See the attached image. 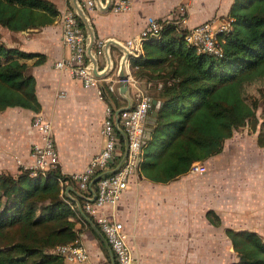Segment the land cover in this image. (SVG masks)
I'll use <instances>...</instances> for the list:
<instances>
[{
	"label": "trees",
	"instance_id": "obj_1",
	"mask_svg": "<svg viewBox=\"0 0 264 264\" xmlns=\"http://www.w3.org/2000/svg\"><path fill=\"white\" fill-rule=\"evenodd\" d=\"M58 1L0 0V27L14 35L50 26L62 14ZM167 17L155 20L163 28L143 42L142 56L131 61L138 66L135 79L163 83L160 89H147L156 103L146 122L139 165L145 177L162 183L219 153L224 141L245 127L264 147V116L259 121L258 102L246 97V87L264 79V0H233L230 29L217 34L221 56L187 46L177 25L164 24ZM3 39L0 35V112L13 106L38 111L30 70L46 57L9 47ZM101 90L112 110L127 106L117 91L104 86ZM31 172L20 168L15 175L0 173V264H69L67 249L80 246L78 223L87 222L79 207L83 199L76 203L67 197L65 186L72 183L71 177L58 166L44 176ZM206 216L220 225L214 212ZM225 234L239 257L233 264H264V240L259 234L231 229Z\"/></svg>",
	"mask_w": 264,
	"mask_h": 264
},
{
	"label": "crops",
	"instance_id": "obj_2",
	"mask_svg": "<svg viewBox=\"0 0 264 264\" xmlns=\"http://www.w3.org/2000/svg\"><path fill=\"white\" fill-rule=\"evenodd\" d=\"M122 1L127 9L121 12L112 8L103 12L95 7L87 10L98 40H132L151 20L175 15L179 7L185 8L186 28L209 20L219 25L228 20L233 2ZM67 5L69 7L68 0L57 2L61 12L68 9ZM61 35L58 19L42 29L10 34L3 39L9 47L41 53L46 59L30 70L35 80L34 93L39 110L13 106L0 112V173L15 175L20 168L31 169L33 145L42 140L41 133L32 124L36 114L51 123L58 153L57 166L63 175L82 172L104 146L101 127L106 102L99 97L96 88L83 87L67 68L56 66L59 61H67L70 57ZM140 49L143 53L142 44ZM119 57L120 53L112 49L115 69L103 78L100 86L117 78L115 73ZM99 64L100 68L104 66L101 55ZM147 73L150 74V71ZM119 86L114 83L116 91L127 104L129 101L136 103L140 92L147 91L145 77L128 82L124 94L119 92ZM246 132L252 134H248L251 139L249 147H245L244 137H240L242 130H238L224 141L219 153L194 162L202 165L205 172H192L190 168L187 173L162 183L150 180L138 169L117 203L97 208L96 217L122 223L132 264H231L239 257L225 234L226 229L252 231L264 240V176L243 170L245 168L236 158L237 151L264 147L257 145L256 133ZM65 193L77 203L80 194L75 184H66ZM208 211L220 218V225L215 226L207 219ZM87 216L93 221L86 217L87 222L78 223L79 241L85 249V257L83 260H69V264H115L95 217Z\"/></svg>",
	"mask_w": 264,
	"mask_h": 264
},
{
	"label": "built area",
	"instance_id": "obj_3",
	"mask_svg": "<svg viewBox=\"0 0 264 264\" xmlns=\"http://www.w3.org/2000/svg\"><path fill=\"white\" fill-rule=\"evenodd\" d=\"M84 9L94 7L93 0H85L82 3ZM127 9V5L122 0H114L112 10L121 12ZM62 28V43L69 49L70 57L67 61H59L58 68H67L74 79L80 81L85 88L94 87L99 97L104 101L101 87H106L110 92H116L114 83L120 84L133 82L132 73L138 66L129 67L127 80L114 79L100 86V82L94 78L87 70L88 61L85 54L86 33L80 27L78 18L71 9H66L60 16ZM174 23L177 25L180 34L184 38L187 46L193 47L197 53H207L209 55L221 56L222 48L217 40V34L230 29L229 20L220 22L214 27V21L209 20L195 27L186 28L185 8L179 7L175 15H169L164 24ZM163 28L162 24L151 20L143 29L140 35L134 38L147 40L157 36V31ZM125 43L134 47L133 40ZM140 44L139 43V49ZM102 41L98 40L95 46L96 55H101ZM141 51V49H140ZM142 52V51H141ZM132 72V73H131ZM147 89L155 86L160 89L163 86L161 81L146 82ZM152 98L146 92H140L136 103L131 106L130 101L123 110H112L106 104L104 109V119L101 127V134L105 139L103 148L94 155L82 172L71 175V181L76 185L80 197L83 199L81 210L95 217L105 241L113 255L115 264H132V255L126 240V234L122 223L115 219L106 217H96L97 208L104 205H114L118 202L122 193L126 190L130 178L139 169L143 156V145L147 138L146 122L152 107ZM128 107V108H126ZM122 109V108H121ZM33 126L42 135L39 144H34L32 148L33 163L31 174L33 176L55 169L58 165V153L55 145L52 127L49 120L40 114L33 118ZM123 137V142L120 138ZM205 168L199 163L191 166L192 172L203 173ZM95 181V182H94ZM94 182V183H93ZM68 259H80L85 257V249L80 245L76 248H68Z\"/></svg>",
	"mask_w": 264,
	"mask_h": 264
},
{
	"label": "water",
	"instance_id": "obj_4",
	"mask_svg": "<svg viewBox=\"0 0 264 264\" xmlns=\"http://www.w3.org/2000/svg\"><path fill=\"white\" fill-rule=\"evenodd\" d=\"M68 2L70 9L75 13L78 20L83 25V29L87 36L85 54L88 61V72L98 80H101L107 77L110 73H112L115 69L114 61L112 58V49H116L120 53L115 73L116 77L120 80H127L129 76L128 70L131 65V61L133 59H138L142 56V52L139 49V43H143L145 40L134 38L133 48L127 45L125 42L114 38H107L101 40V56L104 60V66L100 68L99 55H96L95 53V46L98 41V38L96 37L92 22L80 0H68ZM93 4L97 10L103 12L108 11L112 8L113 0H93ZM179 36H182V34L179 33ZM127 89L128 82L125 81L124 83H120V93L124 94ZM155 103L156 100H152V105ZM120 110H123V108Z\"/></svg>",
	"mask_w": 264,
	"mask_h": 264
},
{
	"label": "rangeland",
	"instance_id": "obj_5",
	"mask_svg": "<svg viewBox=\"0 0 264 264\" xmlns=\"http://www.w3.org/2000/svg\"><path fill=\"white\" fill-rule=\"evenodd\" d=\"M216 27L217 25H213ZM11 32L7 31L5 28L0 27V35H3L5 38L10 35ZM12 35V34H11ZM148 92V91H147ZM246 97L247 99L251 101H257L259 108L257 109V117L259 118V121L262 120V117L264 116V79H258L257 81L251 83L248 87H246ZM241 138L244 137V143H246L245 147L250 145L249 140L250 136L252 135L250 133L246 134L249 129L247 127L241 129ZM243 135V136H242ZM249 147V146H248ZM236 158L239 159L242 167L245 169L243 170H249L250 174H255L257 176H264V148H261L260 150H240L237 151ZM227 236V235H226ZM239 261V258L234 262L237 263ZM233 264V263H231Z\"/></svg>",
	"mask_w": 264,
	"mask_h": 264
}]
</instances>
